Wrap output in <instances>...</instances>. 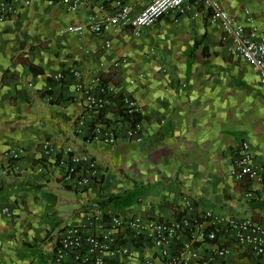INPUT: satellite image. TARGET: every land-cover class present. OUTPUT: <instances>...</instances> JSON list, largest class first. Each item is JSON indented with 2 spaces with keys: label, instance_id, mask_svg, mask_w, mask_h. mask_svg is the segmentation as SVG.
I'll return each mask as SVG.
<instances>
[{
  "label": "crops",
  "instance_id": "obj_1",
  "mask_svg": "<svg viewBox=\"0 0 264 264\" xmlns=\"http://www.w3.org/2000/svg\"><path fill=\"white\" fill-rule=\"evenodd\" d=\"M214 1L245 30L246 16L264 30V0ZM115 2L131 16L147 4L88 0L66 12L55 0H17L15 15L0 22V264H52L55 236L67 227L91 234L87 217L97 213L200 224L206 210L264 225V178L230 175L244 147L255 166H264V86L257 71L232 53L202 0H186L138 37L126 27L65 32L91 15L103 23ZM96 82L138 109V142L126 140L128 125L111 111L104 113L108 124L97 122L98 111L85 101L100 97ZM102 126L113 142L93 138ZM14 150L21 153L11 161ZM72 157L80 159L76 177L89 169L95 183L73 189L62 180L58 164ZM128 246L131 257H105L104 264L156 259L150 246ZM210 264L258 262L230 245Z\"/></svg>",
  "mask_w": 264,
  "mask_h": 264
},
{
  "label": "built area",
  "instance_id": "obj_2",
  "mask_svg": "<svg viewBox=\"0 0 264 264\" xmlns=\"http://www.w3.org/2000/svg\"><path fill=\"white\" fill-rule=\"evenodd\" d=\"M55 1L66 12H75L88 2V0ZM185 1L147 0L146 6L134 16L130 15L128 6L115 2L111 9L104 12L103 23L91 15L84 24L68 26L65 32L70 34L88 32L99 35L106 26L126 27L134 37H138L142 28L152 25L165 14L179 11ZM16 2L17 0H0V22L15 15L16 9L13 4ZM202 3L208 10L209 22L229 38L232 53L257 71L258 80L264 86V30L254 27L248 16L245 18L248 29L245 30L221 9L216 1L202 0ZM27 4L28 2H23V5ZM245 14L247 15V12ZM104 47H108L107 42L104 43ZM68 75L80 80V73L76 70H69ZM96 84L100 97L95 99L86 95L85 101L89 109L98 111L105 106L104 99L108 98L113 90L98 82ZM83 93L85 95V92ZM122 107L128 114L139 113L127 98H122ZM106 129L104 126L94 129L93 138L105 143L113 142L111 132ZM138 131V123L128 125L126 140L138 142ZM244 148L233 160L230 175L236 180L246 177L250 181L260 182L264 178V166H255ZM20 153V150L11 151V161L19 158ZM84 160L85 157L81 159ZM79 161V158L72 157L68 163L58 164L62 180L71 183L73 189L91 185L96 179L94 172L89 169L76 177V164ZM12 169L13 166L9 171ZM4 171L9 172L6 169ZM249 196V193L245 194V197ZM183 202L189 210L192 209L188 199L183 198ZM198 217L203 223L199 224L196 220L187 218L162 222L117 214L104 220L97 213L87 217L91 224V234L86 235L77 227H67L55 236L51 261L52 264H104L105 257L111 259L119 256L131 257L132 252L128 245L135 247L147 245L155 250L156 259H145L141 264H188L190 260L210 264L226 256L230 245H233L236 249L248 251L258 264H264V225L246 218L221 217L206 210L200 211ZM203 224L206 225L205 228ZM218 235L223 237V244L218 242ZM199 241L201 243L197 245ZM200 249L204 252L203 256L197 251Z\"/></svg>",
  "mask_w": 264,
  "mask_h": 264
},
{
  "label": "trees",
  "instance_id": "obj_3",
  "mask_svg": "<svg viewBox=\"0 0 264 264\" xmlns=\"http://www.w3.org/2000/svg\"><path fill=\"white\" fill-rule=\"evenodd\" d=\"M122 98L123 97L121 95L110 94L108 96V99L113 102L114 107L108 108L104 106L103 108L99 109L97 114V122L101 124H108L104 113L105 111H111L117 115L119 121L122 123H125L130 126H133L134 124L138 123L141 120L140 114L135 112L128 114L122 107ZM103 219L105 220L106 217H103Z\"/></svg>",
  "mask_w": 264,
  "mask_h": 264
}]
</instances>
